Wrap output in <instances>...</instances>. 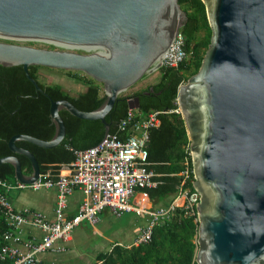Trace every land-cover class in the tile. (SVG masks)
I'll use <instances>...</instances> for the list:
<instances>
[{
    "label": "water",
    "instance_id": "1",
    "mask_svg": "<svg viewBox=\"0 0 264 264\" xmlns=\"http://www.w3.org/2000/svg\"><path fill=\"white\" fill-rule=\"evenodd\" d=\"M213 35L197 74L180 85L178 104L191 141L199 233L197 264H264V0H203ZM188 20L179 0H0V37L50 42L87 53L44 49L0 41V64L83 72L104 84L107 99L95 111L51 99L53 139L17 134L14 155L0 165L15 167L16 179L32 184L41 175L26 141L45 149L59 146L67 128L60 112L101 120L123 91L157 63ZM92 50H97L90 52ZM154 91V88H150ZM149 94V92H146ZM129 108L139 110L140 98ZM17 155L28 157L26 175Z\"/></svg>",
    "mask_w": 264,
    "mask_h": 264
},
{
    "label": "trees",
    "instance_id": "2",
    "mask_svg": "<svg viewBox=\"0 0 264 264\" xmlns=\"http://www.w3.org/2000/svg\"><path fill=\"white\" fill-rule=\"evenodd\" d=\"M188 20L182 28L186 37V46L193 52L192 59L178 68H161L158 83L137 91L132 95H120L115 107L106 119L111 123V133L118 132L119 123L127 116L129 100L139 97L143 115L151 111H167L178 107L177 98L180 85L197 74L210 47L213 35L203 0H179ZM41 66H31L30 74L37 80L43 91L38 92L28 79L23 66L5 67L0 64V159L14 155L9 141L17 134H26L49 141L54 138L56 126L51 121V99L68 100L81 111H95L107 99L104 84L79 72H68L85 89L72 93L60 83H45L39 79ZM49 70H54L47 68ZM154 91H150V88ZM149 92V94H146ZM67 128L64 141L53 149H45L26 141L17 144L31 151L38 159L42 174L59 176L63 165L72 164L75 151L88 149L100 143L106 136V128L101 120H83L73 116L67 110L60 112ZM161 125L150 132L149 169L160 173L156 178L158 186L146 190L152 200L165 201L179 193L185 169V147L191 143L186 123L181 114L167 113L160 116ZM26 175L33 173L31 160L17 155ZM0 180L16 184L15 167L5 163L0 165ZM187 188L195 192L193 182ZM2 192H7L0 189ZM9 230L5 216L0 208V253L3 236ZM199 221L198 213L188 214L184 208H178L173 216L159 222L153 230L152 241L148 244L122 246L115 245L109 252L99 256L98 264H197ZM0 264H11L0 256Z\"/></svg>",
    "mask_w": 264,
    "mask_h": 264
},
{
    "label": "built area",
    "instance_id": "3",
    "mask_svg": "<svg viewBox=\"0 0 264 264\" xmlns=\"http://www.w3.org/2000/svg\"><path fill=\"white\" fill-rule=\"evenodd\" d=\"M186 44V37L181 31L159 62L162 68L175 69L192 59L193 52L187 49ZM167 113L183 116L179 104L170 112L154 110L145 115L140 112L138 115L136 110L130 109L119 123L117 133L106 135L93 147L75 151L76 159L67 174L54 177L41 173L32 184L19 181L10 184L0 180V189L6 192L13 189L57 190L54 220L30 208L16 210L7 194L0 190V208L9 226L3 236L1 259L11 264H41L42 255L65 252L66 244L72 241L75 230L83 222L99 224L100 215L106 209H110L117 217L135 213L147 218L148 223L141 228L134 245L150 243L154 227L173 216L178 208L186 209L191 216L196 215L200 195L186 187L195 178L191 143L185 147L183 181L172 203L153 209L134 202L138 192L149 195L146 190L158 186L155 172L149 169L148 144L150 132L160 127V116ZM78 190L83 193V200L76 213L68 215L70 200ZM27 227L37 233L26 238Z\"/></svg>",
    "mask_w": 264,
    "mask_h": 264
},
{
    "label": "rangeland",
    "instance_id": "4",
    "mask_svg": "<svg viewBox=\"0 0 264 264\" xmlns=\"http://www.w3.org/2000/svg\"><path fill=\"white\" fill-rule=\"evenodd\" d=\"M1 42H8V43H16V44H22L26 46H32L37 48H44V49H60V50H69L74 52H81V53H87L89 51H86L84 49H78V48H63L58 47L50 42L45 41H37V40H13L8 38H2L0 37ZM97 51L92 50L90 52ZM69 70H49L47 68H42L39 70V79L42 82L45 83H52V82H59L65 85L72 93L79 92L85 89L84 84L77 82L74 78L69 76ZM74 72V71H71ZM76 72V71H75ZM80 74L86 75L83 72H79ZM161 76V70L156 71H149L145 74V76L134 86L129 88L126 91H123L120 95L122 96H128L132 95L133 93L137 91H141L148 86L154 85L159 82ZM105 93V89L103 90ZM46 189H42L38 192H35L33 190H24L23 193L28 195L30 199H36L38 196H41L43 192H46ZM12 192H8V199L10 201V194ZM147 224V218H143L141 216H138L135 213H126L122 217H117L110 209H106L103 213L100 215V222L97 225L99 227L103 234H95L94 228L88 223L83 222L80 227H78L75 232L74 236H76V240L78 244H99L105 243V247H107L108 242H105L106 239H111L112 241L121 240L120 231H124L125 229L129 231L132 227H145ZM132 230V229H131ZM130 230V232H131ZM84 240L86 242H84ZM84 247V245H83ZM86 247V246H85ZM93 246H88L86 249L84 248L81 251V254L84 255L82 257V260L79 263L76 264H93L94 263V253L92 252ZM75 261V260H74Z\"/></svg>",
    "mask_w": 264,
    "mask_h": 264
},
{
    "label": "crops",
    "instance_id": "5",
    "mask_svg": "<svg viewBox=\"0 0 264 264\" xmlns=\"http://www.w3.org/2000/svg\"><path fill=\"white\" fill-rule=\"evenodd\" d=\"M56 83H59V82H56ZM62 85L65 87L64 84ZM65 88L70 91V89H68L67 87ZM136 113L139 115V112L137 110H136ZM70 166L71 164L63 165L60 171V174H67L70 171ZM154 172L156 174V178L161 176L160 173H157L156 171ZM46 190H47L46 192H43V194L41 196H38L36 199H30L28 195L23 193L24 190L13 189V190H10V192L14 191L12 194H10V202L16 210H23L25 208H30L32 210L42 212L46 214L50 219L54 220L55 219V209H56V204H57V190L56 189H46ZM35 192H38V191H35ZM7 196H9L8 192H7ZM82 200H83V193L79 190L76 191L70 200L69 209L67 211L68 215H73L76 213L78 206L82 202ZM172 201L173 199L171 196L168 197L165 201L152 200L150 195H146L144 194V192H138L134 198V202L136 204H139L141 206L151 207L153 209L169 206L172 203ZM147 223H148V220H147ZM97 225H91L94 228V233L102 235L103 232L99 227H97ZM141 228L142 227H132L129 229V231H127L126 229L124 231H120L121 240H117L115 242L112 241L111 239L104 240L105 242H108L107 247H105V243H101L103 241L95 245L83 244V243L82 244L80 243L79 245L76 240V236L73 235L72 241L69 244H66L67 250L65 252H62V253L48 252L44 254L42 255L41 264H76V263H79L82 260V257H84V255L81 254V251L84 248L86 249L88 246L90 247L93 246L91 249L92 252L94 253V256H93L94 263L93 264H98L99 256L103 253H106L112 250V248L115 245H118V244L122 246L123 245L124 246L134 245V242ZM35 233L37 232L33 228L27 227L25 236L26 238L31 237ZM84 242L86 241L84 240Z\"/></svg>",
    "mask_w": 264,
    "mask_h": 264
},
{
    "label": "bare ground",
    "instance_id": "6",
    "mask_svg": "<svg viewBox=\"0 0 264 264\" xmlns=\"http://www.w3.org/2000/svg\"><path fill=\"white\" fill-rule=\"evenodd\" d=\"M163 56H164V54L159 58V60H158L157 63H159L161 61V59H162Z\"/></svg>",
    "mask_w": 264,
    "mask_h": 264
}]
</instances>
